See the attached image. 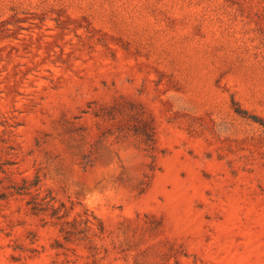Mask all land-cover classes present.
I'll return each mask as SVG.
<instances>
[{"label": "rangeland", "instance_id": "obj_1", "mask_svg": "<svg viewBox=\"0 0 264 264\" xmlns=\"http://www.w3.org/2000/svg\"><path fill=\"white\" fill-rule=\"evenodd\" d=\"M0 264H264V0H0Z\"/></svg>", "mask_w": 264, "mask_h": 264}, {"label": "trees", "instance_id": "obj_2", "mask_svg": "<svg viewBox=\"0 0 264 264\" xmlns=\"http://www.w3.org/2000/svg\"><path fill=\"white\" fill-rule=\"evenodd\" d=\"M34 208H36V207H34ZM34 208H32V212H33V214H37V212L35 211ZM97 222H98L99 226H101V228H100V230H101L102 229V224H101L100 220L97 219Z\"/></svg>", "mask_w": 264, "mask_h": 264}]
</instances>
